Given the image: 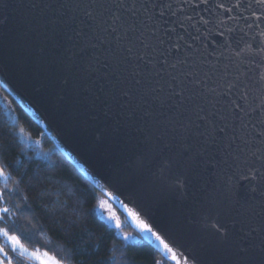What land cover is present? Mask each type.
Segmentation results:
<instances>
[{"label":"snow or ice","instance_id":"obj_1","mask_svg":"<svg viewBox=\"0 0 264 264\" xmlns=\"http://www.w3.org/2000/svg\"><path fill=\"white\" fill-rule=\"evenodd\" d=\"M61 7L71 10L74 23L82 17L69 30L77 42L83 39L84 49L114 43L103 61L96 53L92 59L114 75V99L138 101L129 116L142 109L141 119L159 132L155 140L146 138L129 166L106 177L134 205L123 206L140 236L175 261L173 248L153 227H160L155 208L183 197L189 177L211 167L225 192L227 219L218 205L202 204L203 231L188 237L219 244L231 235L232 264H257L254 246L240 241L253 232L264 234V217L257 227H248L255 205L264 212V0H120L114 7L80 2ZM18 131L25 134L23 127ZM0 179H10L2 166ZM105 195L113 197L107 190ZM105 203L101 199L99 206ZM10 211L0 208V217ZM237 223L243 235L230 232L229 225ZM0 237L12 252L28 254L7 228H0ZM259 247L258 264H264V238ZM184 259L196 264L195 256ZM0 264H13L4 246Z\"/></svg>","mask_w":264,"mask_h":264},{"label":"water","instance_id":"obj_2","mask_svg":"<svg viewBox=\"0 0 264 264\" xmlns=\"http://www.w3.org/2000/svg\"><path fill=\"white\" fill-rule=\"evenodd\" d=\"M77 2L114 7L120 0H0V87L41 128L42 136L51 140L140 236L136 223L123 206L134 205L127 195L113 188L106 177L129 166L139 154V148L147 142L146 138L155 140L159 132L141 119L142 109L137 110L134 118L129 116L130 107L136 106L138 101L124 97L114 99L111 84L114 75L92 59L96 53L103 61V56L115 47L114 43L84 49L83 39L77 42L69 30L77 27L82 17L78 16L74 23L71 10L61 5ZM97 11L110 14L102 9ZM88 23L85 18V24ZM84 31L87 33L88 28ZM197 171L198 175L189 177L183 197L163 201L155 208L160 227H153L170 244L177 259L173 261L171 254L165 258L162 246L140 237L172 264H185V257L191 262L193 256L196 264H232L231 235L219 244L188 237L192 231H203L202 204L214 208L218 205L224 219L227 217L223 214L229 207L214 170L208 167ZM105 190L112 192L113 197L106 196ZM254 211L256 216L250 220L249 228L257 227L264 217L259 205L254 206ZM240 227L239 223L234 227L229 225L230 232L237 236L243 235ZM262 238L264 234L253 232L240 241L246 247L254 246L257 264Z\"/></svg>","mask_w":264,"mask_h":264},{"label":"trees","instance_id":"obj_3","mask_svg":"<svg viewBox=\"0 0 264 264\" xmlns=\"http://www.w3.org/2000/svg\"><path fill=\"white\" fill-rule=\"evenodd\" d=\"M0 166L10 177L0 179V208L11 210L0 217V228L19 236L26 249L47 253L61 264H113L112 258L114 264H172L42 136L41 128L1 87ZM101 199L109 212H103L105 204L99 206ZM0 246L13 264H38L12 252L3 237Z\"/></svg>","mask_w":264,"mask_h":264},{"label":"rangeland","instance_id":"obj_4","mask_svg":"<svg viewBox=\"0 0 264 264\" xmlns=\"http://www.w3.org/2000/svg\"><path fill=\"white\" fill-rule=\"evenodd\" d=\"M106 206L107 205L105 204V208H103V212L105 213L109 212V209ZM27 253L28 254H26V256L36 261L38 264H55V261H57L53 256L48 255L47 253L31 251L28 249H27ZM33 253H35V255H32Z\"/></svg>","mask_w":264,"mask_h":264}]
</instances>
